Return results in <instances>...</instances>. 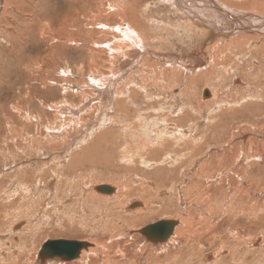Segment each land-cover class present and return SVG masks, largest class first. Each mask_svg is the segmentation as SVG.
<instances>
[{"label": "rangeland", "instance_id": "1", "mask_svg": "<svg viewBox=\"0 0 264 264\" xmlns=\"http://www.w3.org/2000/svg\"><path fill=\"white\" fill-rule=\"evenodd\" d=\"M190 4L2 0L0 264H264V58L248 49L171 78L162 55L190 26L180 19ZM127 24L145 26L152 53L128 49L126 62L114 52L131 40ZM162 66L169 74L155 72ZM101 184L117 192L94 190ZM162 219L185 233L162 244L139 232ZM60 238L93 247L40 259Z\"/></svg>", "mask_w": 264, "mask_h": 264}, {"label": "bare ground", "instance_id": "2", "mask_svg": "<svg viewBox=\"0 0 264 264\" xmlns=\"http://www.w3.org/2000/svg\"><path fill=\"white\" fill-rule=\"evenodd\" d=\"M185 1H189V4L191 2V6L188 5L186 6L184 9L186 13V19L184 20L185 17H180V19H182L183 21L186 22L190 25L188 27H186L185 29L182 28L180 29V37L181 40L177 41L176 39V43H175V48L174 50H170V52L168 51V53H166V56L162 55L163 61L166 58H169V62H173V64L171 65L174 71L175 75H172L171 78L174 79H178V77L180 76V69H186V70H194L196 71L197 68H199L201 65H208L209 63L211 64L210 67L213 65H217L218 63H220V61L227 63V61L233 60L235 57V55L237 54V52H242L244 50H251L248 51V53H250L252 55V59L254 60L255 63L259 62L260 58H264V0H261V3L258 2V0H242V1H233V0H175L176 5H182L185 4ZM164 2V1H163ZM168 3V2H167ZM171 4V3H170ZM188 4V3H187ZM8 5V4H6ZM1 7H3L2 5V0H0V9ZM197 8L195 10H193V8ZM176 8V7H175ZM180 8V7H179ZM177 8V9H179ZM174 9V8H172ZM183 10V9H182ZM174 12V11H173ZM179 12V10H178ZM175 13V12H174ZM177 13V12H176ZM184 13V14H185ZM183 14V15H184ZM144 15V14H143ZM145 16V15H144ZM176 16V15H175ZM179 19V18H178ZM181 20V21H182ZM140 21V20H139ZM143 21V20H142ZM157 22V21H156ZM126 23V22H125ZM142 23V22H141ZM179 25V24H178ZM144 25L140 24V30L136 29V27H132L130 25L127 24V27L125 29H123L124 34H126V39L128 38L131 39L130 42L125 43V42H120V45L115 49L114 52L117 55H120V58L123 61H130V55H129V50L137 52L138 53H152V43L150 41H147L146 39V32L145 33V29L143 27ZM180 27V26H179ZM153 29V28H152ZM223 35L224 37H228L226 39H222L218 42L216 39L217 35ZM153 35V34H151ZM159 36V35H158ZM178 36V35H177ZM154 38V37H153ZM156 38V37H155ZM164 40V38H161V41ZM159 41V40H158ZM154 42V41H152ZM163 43V42H162ZM131 44V45H130ZM156 45V43H154ZM158 44V43H157ZM161 44V43H160ZM172 44V43H171ZM204 46H207V48H205V50H208L209 52H213V54L211 53H207V51L204 50ZM155 47V46H154ZM233 47H236L235 50ZM169 48V47H167ZM171 48V47H170ZM234 51H233V50ZM154 52V51H153ZM163 52V51H162ZM243 53V52H242ZM242 55V54H241ZM240 55V56H241ZM132 56V55H131ZM165 57V58H164ZM133 58V57H132ZM146 58V56L144 57V59ZM158 58V57H156ZM139 58H137L135 61L131 62H135L137 63ZM149 59V58H148ZM144 61V60H143ZM146 61V60H145ZM153 61V60H152ZM162 61V60H161ZM157 63V65H159L158 61L154 60V63ZM213 62V63H212ZM235 62V61H234ZM167 63V62H166ZM165 63V64H166ZM148 64V63H146ZM144 64V66L146 65ZM150 64V63H149ZM162 64V63H161ZM164 64V65H165ZM228 64V63H227ZM236 64V63H235ZM239 64V63H238ZM125 65V64H124ZM123 65V66H124ZM153 64V67L154 68ZM242 65V63L240 64ZM122 66V67H123ZM222 66V65H221ZM225 66V65H224ZM234 66V65H232ZM121 67V66H120ZM125 67V66H124ZM146 67V66H145ZM151 67V66H150ZM156 67V66H155ZM169 67V66H168ZM166 66H162L159 67L158 69L156 68L155 72L158 73L157 71H160V74L162 73V76L169 74V68ZM214 68H216L215 66H213ZM230 67V66H229ZM228 66L224 67L223 69H225L226 71H222V72H227L229 71L230 73L227 75H231V67L229 68ZM239 67V66H238ZM195 68V69H193ZM212 68V67H211ZM209 68L208 72L205 73V75L209 73H212V69ZM236 68V67H235ZM242 68V67H241ZM240 68V69H241ZM125 69V68H124ZM168 69V70H167ZM183 69V70H184ZM221 69V70H223ZM147 70V68H146ZM153 70V71H154ZM202 70V69H201ZM220 70V71H221ZM233 70V69H232ZM200 71V69L198 70ZM238 71V68L235 70ZM242 71V70H241ZM263 71V70H262ZM142 72V71H141ZM139 72V73H141ZM188 72V71H187ZM244 72V71H243ZM246 72V71H245ZM244 72V73H245ZM123 73V72H122ZM136 73V72H135ZM182 73V72H181ZM228 73V72H227ZM237 73V72H235ZM130 74V73H129ZM132 74V73H131ZM142 74V73H141ZM154 74V73H153ZM220 74V73H219ZM123 75V74H122ZM148 75V74H147ZM234 75V74H233ZM240 75V74H238ZM124 76V75H123ZM131 76V75H130ZM146 76V75H145ZM149 76V75H148ZM161 76V75H160ZM171 76V73H170ZM169 76V77H170ZM225 76V75H224ZM156 77V74H155ZM205 77V76H204ZM230 77V76H229ZM97 78V77H96ZM99 78V77H98ZM112 78V77H111ZM139 78V77H138ZM143 78V77H142ZM159 78V77H158ZM185 78V77H183ZM203 78V77H202ZM201 78V79H202ZM221 78V77H220ZM219 78V79H220ZM240 78V77H239ZM239 78L236 77L235 78V82L236 83H240L242 84L243 82L239 81ZM135 79V78H134ZM162 79V77H161ZM241 79V78H240ZM112 80V79H111ZM191 80V78H190ZM135 81V80H133ZM171 81V79H170ZM111 82V81H110ZM166 82V81H165ZM172 82V81H171ZM216 82V81H215ZM219 82V81H218ZM133 83V82H132ZM159 83V82H158ZM129 84V82H128ZM139 84V83H138ZM168 84V83H167ZM183 84V83H182ZM103 88L108 89V86L104 87L106 85V83L101 84ZM192 85V84H191ZM113 86V85H112ZM136 86V85H135ZM134 86V87H135ZM142 85H140L141 87ZM144 86V84H143ZM193 86V85H192ZM97 87V86H96ZM95 87V88H96ZM124 87V86H123ZM126 87V86H125ZM128 87V86H127ZM142 88V87H141ZM173 88V87H172ZM171 88V89H172ZM194 88V87H192ZM128 89V88H126ZM137 89V88H135ZM144 89V88H143ZM174 89V88H173ZM181 89V88H180ZM101 90V89H100ZM140 90V89H139ZM137 90V91H139ZM209 93H208V91ZM175 91V89L173 90ZM172 91V92H173ZM178 91V90H176ZM180 91V90H179ZM186 91V90H185ZM128 92V91H127ZM132 92V91H131ZM189 92V91H188ZM205 95H215V91L212 90V88H205ZM203 92V93H204ZM106 93V91H105ZM125 93V92H124ZM129 93V92H128ZM174 93V92H173ZM190 93V92H189ZM178 94V92H177ZM102 95V94H101ZM124 95V94H123ZM130 95V94H129ZM127 95V96H129ZM135 98L136 93L134 94ZM132 93V97L134 96ZM181 95V94H180ZM179 95V96H180ZM191 95V94H190ZM205 95L203 94V96L205 97ZM127 96L125 97L126 99L129 100V97L127 98ZM202 96V97H203ZM176 97V96H175ZM174 97V98H175ZM183 97V96H181ZM105 98V97H104ZM103 98V99H104ZM180 98V97H178ZM99 99V98H98ZM131 99V98H130ZM137 99V98H136ZM93 100V99H92ZM95 100V99H94ZM135 100V99H134ZM190 100V99H189ZM219 100L218 98L215 99V101ZM126 101V100H125ZM136 101V100H135ZM207 101V100H206ZM91 102V101H90ZM178 102V101H177ZM185 102V101H184ZM199 102V101H198ZM127 103V102H126ZM129 103V102H128ZM141 103V102H140ZM216 105L220 103V100L215 102ZM118 105V104H117ZM123 105V103H122ZM140 105V104H139ZM209 105V104H208ZM220 105V104H219ZM218 105V106H219ZM114 106V105H113ZM197 106V105H195ZM117 107V106H116ZM123 107V106H122ZM179 107V106H178ZM181 107V105H180ZM127 108V107H126ZM118 109V108H117ZM140 109V108H139ZM142 109V108H141ZM146 109V108H145ZM173 109V108H172ZM171 109V110H172ZM175 109V108H174ZM207 109V108H206ZM124 110V109H123ZM181 110V109H180ZM184 110V109H183ZM126 111V110H125ZM124 111V112H125ZM173 111V110H172ZM177 111V110H176ZM179 111V109H178ZM210 111V109H209ZM117 112V111H116ZM182 112V111H181ZM213 112V111H212ZM120 113V112H119ZM180 113V112H178ZM197 113V112H196ZM174 114V113H173ZM201 114V113H200ZM205 114V112L203 113ZM105 118V116H104ZM206 119V118H205ZM99 120V119H98ZM210 120V119H209ZM147 121V120H146ZM103 122V121H102ZM150 122V120H149ZM153 123H155L153 121ZM201 123V122H200ZM145 125V124H144ZM154 125V124H153ZM156 125V124H155ZM149 126V125H146ZM142 127V126H141ZM151 127V126H150ZM155 126L151 127L154 128ZM149 128V127H148ZM150 128V129H151ZM146 129V128H144ZM149 129V130H150ZM148 130V129H147ZM153 130V129H152ZM106 131V129L104 130V132ZM108 131V130H107ZM154 131H152L153 133ZM106 135V134H105ZM146 135L147 131H146ZM151 135V134H150ZM149 136V135H148ZM104 137V136H103ZM149 138H152L149 136ZM61 140V139H60ZM134 140V139H133ZM141 140V139H140ZM147 140V139H146ZM152 140V139H151ZM142 141V140H141ZM148 141V140H147ZM153 142V140H152ZM139 143V141H138ZM229 143V142H228ZM144 144V143H141ZM146 145V143H145ZM38 146V145H37ZM134 146V145H133ZM137 146V144L135 145ZM139 147V144H138ZM141 148V147H140ZM145 149V148H144ZM228 150H230L228 148ZM228 150H224V152L222 153V157L219 156V159H221L222 161H224L225 163H228L227 161L229 160L228 157L229 156V152H227ZM132 151V150H131ZM251 152V151H250ZM255 152V151H254ZM231 154V153H230ZM127 155V154H126ZM246 155V154H245ZM251 155V154H250ZM134 158V157H133ZM216 158V155H210L209 158L207 159L209 162L211 161V159ZM239 158V157H238ZM262 158V157H261ZM264 158V157H263ZM247 159V158H246ZM260 161V158H258ZM220 161V160H219ZM221 162V161H220ZM206 163V162H205ZM222 163V162H221ZM220 163V164H221ZM201 164V163H200ZM199 164V165H200ZM198 166V164H197ZM207 166V165H206ZM210 166V165H209ZM199 167V166H198ZM205 167V166H204ZM255 168V167H253ZM261 168V167H259ZM198 169V168H197ZM207 169V168H206ZM264 169V168H263ZM201 170V169H200ZM247 170V169H246ZM205 171V170H204ZM263 171V170H262ZM261 171V172H262ZM206 172V171H205ZM208 172V171H207ZM250 171H247V173ZM201 173V172H200ZM204 173V172H203ZM246 172H244L245 175H247ZM242 174V173H241ZM243 176V175H242ZM239 177V176H238ZM245 177V176H243ZM242 177V178H243ZM51 184L48 186L51 191L53 189V181L50 182ZM106 185L108 187L112 188V193L115 191L117 192V188L112 185H107V184H101ZM120 185V184H119ZM56 186V185H55ZM100 186V185H99ZM13 187V186H12ZM98 187V186H97ZM5 188V187H4ZM7 188V187H6ZM1 189V188H0ZM120 189V188H119ZM124 189V188H122ZM122 189L120 190V192H122ZM94 190H98L101 192H106L103 190H99L98 188H94ZM97 191V192H98ZM108 192V193H111ZM1 199V198H0ZM146 200V199H145ZM136 201V200H134ZM146 202V201H145ZM2 203V202H1ZM82 203V202H81ZM148 203V202H147ZM138 204V202H137ZM142 206V205H141ZM140 207V206H139ZM148 207V206H146ZM147 210V209H146ZM151 210V209H149ZM129 213V212H128ZM131 217V216H130ZM162 220H166V219H162ZM132 221V220H131ZM188 221V220H187ZM186 221V223H187ZM156 222V221H155ZM189 222V221H188ZM153 223V222H152ZM183 223V222H182ZM151 224V223H150ZM149 225V224H148ZM146 225V226H148ZM176 225V224H175ZM145 226V227H146ZM177 226V227H176ZM174 226L173 228V232L172 234L168 237V239H166L165 241L159 242V243H169L170 240H172V238H176L178 234H184V230L182 229V224L179 223L178 225ZM144 228V227H143ZM142 228V229H143ZM141 230V229H140ZM139 230V232H140ZM238 231V230H237ZM236 231V232H237ZM5 232V231H4ZM141 233V232H140ZM142 234V233H141ZM237 234V233H236ZM238 235V234H237ZM239 235H241V233L239 232ZM181 237V236H180ZM186 238V237H185ZM63 239V238H62ZM50 240V239H49ZM75 240V239H74ZM196 240V239H195ZM48 241V240H47ZM178 241V240H177ZM46 242V241H45ZM90 242V247H87L86 250L91 249L93 247V242L91 241H87ZM173 242V241H172ZM170 242V243H172ZM169 243V244H170ZM175 243V242H174ZM44 244V243H43ZM42 244V245H43ZM42 248V246H41ZM41 251V249H40ZM83 254H85V249L81 250V254L79 257H82ZM209 254V253H208ZM39 258L40 259H46L48 257L51 256H46L44 258H42L40 256V252H39ZM53 258V257H51ZM54 258H59L58 256L54 257ZM61 259V258H60ZM77 259V258H76ZM75 260V259H74ZM67 261V260H65Z\"/></svg>", "mask_w": 264, "mask_h": 264}, {"label": "water", "instance_id": "3", "mask_svg": "<svg viewBox=\"0 0 264 264\" xmlns=\"http://www.w3.org/2000/svg\"><path fill=\"white\" fill-rule=\"evenodd\" d=\"M99 190L111 192L112 188L106 185L97 187ZM177 224L175 220H159L149 224L140 230V232L151 242L159 243L168 239L172 234L173 228ZM90 246V243L83 240L69 239H52L44 242L42 245L40 256L56 257L61 260L71 261L79 257L81 250Z\"/></svg>", "mask_w": 264, "mask_h": 264}]
</instances>
